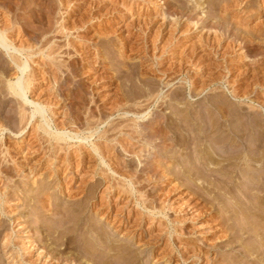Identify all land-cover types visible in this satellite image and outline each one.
Here are the masks:
<instances>
[{
    "label": "rangeland",
    "instance_id": "rangeland-1",
    "mask_svg": "<svg viewBox=\"0 0 264 264\" xmlns=\"http://www.w3.org/2000/svg\"><path fill=\"white\" fill-rule=\"evenodd\" d=\"M173 5L182 11L184 7L196 11L199 9L197 14L204 19L199 23L200 27L201 24L204 27L208 22L210 24L221 22V27L213 29L208 27L204 29L205 31L201 27L197 31L192 30L190 37H183L182 34L187 28L184 27V31L182 28L173 32L175 28L172 27L175 22L171 9ZM0 21L6 25L11 21L8 23L11 25L8 37L14 46L26 47L25 49L30 52H35L30 60L31 68L25 74L15 68L16 70L11 72L13 74L11 78L17 81L34 72L35 89L29 97L48 109L46 116L51 123V125L47 124L42 116L36 115L25 132H22L20 129L24 128L29 114L36 110V105L24 103L28 114L25 121L21 120L17 105L12 104L14 102H10L5 111L0 110V129L4 130L0 132V165L1 169L10 172L1 177L10 184L9 191L26 190L23 191L25 196L23 202H18L17 199L11 198L12 196L8 197L10 201L13 199L9 211L14 213L16 209L15 213L25 212V220L32 221L33 208L40 207L41 201L38 203L33 200L31 206L29 203L33 198L37 199L45 194L49 198H41L42 196L39 198L43 201L50 200L55 205L59 204L57 208L61 209L58 210L80 209L83 223H87L82 229H72L73 232L67 237L61 236L56 239L57 235L48 237V244H51L52 249L54 248L53 251L65 255L72 253L71 255L76 254L75 256L78 257V252H74L78 243L91 240L94 230L99 229L104 232L105 237L113 241L116 247L120 249L125 247L130 252L129 255L135 259L133 264H227L231 260L239 261L244 257L243 251L248 247L246 240L241 244L228 245L230 222L226 224V219L220 216V209L223 206L220 199L230 196L220 191L217 180L223 181L234 177L236 181L230 184L231 186L242 184L255 186L257 182L254 179L240 177L235 173L224 175L212 164L213 161L197 159L195 155L187 152L183 154L175 152L174 148L169 151H172L169 153L171 158L162 163L164 179L160 182L153 177V174H148V169H145L152 163L154 153H160L158 152L160 149L155 147L158 146L157 142L152 141L154 146L152 143L149 144L146 151L137 157L128 155L123 150L119 151L118 146L117 156L111 150H114L112 145L116 144L117 138L120 140L122 137L119 136V130L123 128L127 131L133 129L143 131L144 127L143 132H145L147 126L156 122V119L163 121L172 131V136L170 135L169 138L177 146L179 139L186 134L184 128L180 127V131L177 126L182 119V110L187 108V105L195 112L201 104L203 106L205 102L211 104L214 100L219 98L222 100L224 97V102L231 103L232 107L236 108L241 104L240 101L233 97L229 84L225 80L221 81V77L226 74L227 79H231L229 81L241 91V94L245 93L253 99V102L247 101L243 104L245 113H250L248 107L250 105H255L258 110L260 107L258 104H264V0H0ZM191 26L189 28L193 27ZM209 28L213 31H208ZM246 38L255 44L260 54L248 53L244 50L246 47L243 40ZM213 39L221 41L220 55L216 56L211 50L200 49L201 51L197 53L205 58L197 57L194 64H183L186 60L184 54L192 53L193 49L196 50L195 48L200 45L206 49L205 46L211 44ZM228 47L229 49L226 50ZM85 48L89 49L88 54ZM51 51L61 61L71 57L77 58L79 55L82 62L76 70L79 72V74L77 72L78 79L74 77L72 70L63 67L58 72L56 87L52 85L47 72L40 66L41 60ZM42 52L46 55L43 56ZM0 53H3L5 62L12 65L10 54L20 57L24 62L27 59L26 55L12 48L10 51L0 48ZM1 74L0 72V77L3 76ZM214 79L218 82L214 83ZM84 82L88 88L87 97L91 104L89 110L78 109L75 102L67 100L69 103L63 99L66 93H72ZM191 82H197L196 87L199 89H196V92H199L200 88L206 90L200 96L192 94ZM258 93L263 96H257ZM9 110L13 111L10 113L12 118L8 115ZM258 111L264 119V108ZM57 125L58 129H67V132L79 137L68 139L64 143L60 142L59 145L54 137L57 133ZM45 127L51 135L44 132ZM100 151L105 154V158L107 157L105 161L97 155L101 153ZM64 157L70 162H62L65 160ZM80 157L88 159L87 162L81 165ZM117 160L125 162L123 169L120 168ZM196 165L216 170L213 174L205 172L208 177L206 180L203 173L200 176L199 173L188 172L190 167L196 168ZM113 171L123 173L124 177L117 176ZM108 176L112 177V180ZM30 179L32 181H29ZM137 179L141 183L136 185ZM97 182L101 183L100 187L96 185ZM110 182L115 186L120 184L119 189L125 187L132 191L133 195L132 192H127L122 200L114 199L116 201L114 202L111 200L113 195L108 198L106 193L107 187L111 188ZM132 183L137 189L142 190V195L146 192L152 197L153 194L155 195V199L152 198L154 201L150 202V200L148 205L151 203L150 206L158 205L157 207L164 208L163 213H157V220H152L153 215H151L152 219H148L149 212L145 210L146 205L141 204L145 197L142 198L136 190H130ZM92 193L93 196L89 200L88 197ZM254 193L257 199L260 196L264 199V193L256 191ZM106 202L109 203L110 211L106 209L101 215L97 214L102 204L107 208ZM23 203H28L29 207L25 206L26 209ZM53 214L55 216V213ZM127 216L131 222L133 221L132 224L137 221L138 226L134 228L124 226ZM227 216L230 217V214ZM3 223L7 232H12L14 228L18 230L9 217H4V222L0 224ZM70 226L72 225H67ZM166 227L170 231L177 228L183 235L181 233L176 235L174 230L173 236L167 234ZM32 230L33 234H27L32 239L26 241L17 239V242L27 250L33 238L37 240L39 238L40 240L37 241L39 242L44 238L42 236L50 232L48 229L47 232L35 228ZM183 231L187 232L186 236ZM27 235L19 233L20 238ZM168 239L169 245L166 242ZM154 241L158 243L155 249H153ZM203 248L211 250L209 256L219 263L212 261L208 263L207 260L205 262L199 259V250ZM2 249L3 246L0 244V264H13L10 262L11 259L4 255L7 250ZM175 250L186 251L185 259L175 258L171 262H166L168 254ZM109 251V248H96L93 251L96 257H99L96 261L95 259L93 262L89 261L83 258L84 256H80L79 260L82 259L81 264L97 262L100 264L102 258L109 256L113 257L109 259H112V262L108 260L109 264H123L121 259L115 258L119 255L118 251L117 253ZM39 253L41 252L32 253L29 250L24 258L28 262L32 261L31 264L36 262L43 264L47 259L39 256ZM257 259V255L251 257L248 264L256 262ZM46 264L60 263L53 261Z\"/></svg>",
    "mask_w": 264,
    "mask_h": 264
},
{
    "label": "bare ground",
    "instance_id": "bare-ground-1",
    "mask_svg": "<svg viewBox=\"0 0 264 264\" xmlns=\"http://www.w3.org/2000/svg\"><path fill=\"white\" fill-rule=\"evenodd\" d=\"M217 1H220V0H217ZM208 2H209V4H212L210 1H208ZM173 6L171 7V9L174 13L173 15L175 16L174 17L175 22L173 23V26H172L173 28L175 27L173 29V32L174 31L176 32L182 28L184 31V27H185V28H187V30H185L182 35H183V37H187V36L190 37L192 35V30L195 29V31H197L199 28L203 27L202 24H201V27L199 26V23L204 21V19L202 17H199V15L197 14V11L199 9L196 11V9H192V8L187 9L188 7L187 8L184 7V9L182 11V10H178L177 8H175L176 6H174V7ZM1 22L2 21H0V48H2L5 51H10V48H12L16 52H19L22 55H26L27 59H26V62H24L20 57L10 54V57H11V60L13 63V65H12L9 62H5V60L3 59L4 55L2 56L3 53H0V70H2L0 72L3 74V76L0 77V110H2V112L5 111L6 107L9 105V103L14 102L12 104L17 105V108H18L17 111L21 114V120H24L28 116V114L26 113L27 108H25V104L36 105V110H34L31 114H29L30 116L28 117V120H26L27 121L26 125L24 126V128H21L20 130L22 132H25V129L28 127L31 120L36 115L42 116V118L46 121V123L51 125L50 121L48 120V117L46 116V113L49 112L48 109L44 105H42L41 103L35 101L34 99L31 100L29 97L30 94H33V91L35 89L34 88L35 84L33 83L34 82L33 78L35 77L33 74L34 72L29 74V75L27 74V76H25V77L23 76L22 78H19L17 81H15V80H13V78H11L13 76V74L11 72L15 71L16 70L15 68H17L20 72H22V74H25L26 71L29 68H31L30 60L34 56L33 53H35V52H32V51L30 52V50L25 49L26 47L25 48H22V47L18 48L16 46H14L8 37V34L11 30V25L9 24L10 25V27H9L8 23H10L11 21H9L7 23V25H6V23L3 24V22L2 23ZM188 25H190V26L192 25L193 27L191 26L192 28H189L190 26H188ZM218 26L221 27V22H219V23L216 22V23H211V24H210V22H208V24L206 23L204 25L202 30H204V29L206 30L208 27L213 29V28L218 27ZM210 28L208 29V31L212 30ZM214 39H213L214 42L212 41L213 43L210 41L211 44L209 43V44H207V46H205L206 49H204L203 45H200L199 47L196 46L197 47V48H195L196 50L193 49L192 53L184 54L186 56L185 57L186 60L184 61L183 64L184 65L187 63L188 64H194V61L197 59V57H201V56H199V53H197V52L201 51L202 49L204 51L211 50V53L218 56V54L220 53L219 43L221 41L218 42L217 40L215 41ZM247 39L248 38H246V40L242 39L243 42H245L244 47H246V49H244V50L248 53L249 52H251V53L256 52V53L260 54L258 52L259 49L255 46V44L252 41L249 42ZM204 45H206V44H204ZM229 47L226 50H228ZM85 50H86V53L88 54L89 49L85 48ZM220 50H222V49H220ZM41 54L43 56L46 55L43 52ZM261 54H263V53H261ZM58 55H60V54L58 53ZM76 55H78V54L76 53ZM78 56H77V58L71 57V58H68L67 60L63 59L61 61V59L60 58L58 59L56 56H54V53L51 51V53H49L45 59L41 60L42 63L40 64V66H42L44 71L47 72V75L50 77L49 79H50V82L52 83V85L54 84V87H56L55 84H57V81H58V72L61 69H63V67H66V68H69L70 70H72L74 72L73 74H75L74 77H77V79H78L79 72L76 70H77V67L82 62L80 57H78ZM80 56H81V54H80ZM203 58H205V56ZM231 70H229V72ZM77 72H78V74H77ZM16 75H18V74L16 73ZM226 75L225 76L223 75V77H221V81L225 80V82L227 84H229V87H230V90H231L233 97L240 101L241 104L239 106H237L236 108L232 107L231 103L224 102L223 101L224 97L222 98V100H219L221 98L214 100L213 102H211V104H208L206 102H205L204 106L201 104L202 106L200 105L198 107V110L195 112H193L191 106L187 105V108H185V109L183 108L184 110H182V114H183L182 119L180 120V123L177 126L178 128L176 127L178 130H180V127L184 128V130L186 131V134H184V137L182 139H179L180 141L177 142V146L174 145L173 140L171 138H169L172 136L171 135L172 131L169 130V128H167V126L165 125V123L163 121L162 122L157 121V119H156V122H153L152 124L147 126V128L145 129V132H143L144 127H143V131L141 129H140L141 131H139V130L134 131V129H133V131L132 130L127 131L121 127L123 130L122 129L119 130V136L120 135L122 136V137L120 136L122 138V139L120 138V140H122V141H120L117 138V142H116L114 139L116 144L114 143L112 145L113 147L111 146L114 149L111 151H114L113 153H114V155H116L118 153V150L119 151L123 150L126 152V154L134 155L137 157V156H140L141 153L146 151V148L148 147L149 144L152 143V141L157 142L158 146H155V147H156V149L157 148L160 149V151H158L160 153H154L152 163H150L149 166L146 165L147 167L145 169H148V171H149L148 174H150V173H151V175L153 174V177L155 179H158L160 182L164 179V172H163L164 169L162 168L163 167L162 163H163V161H165V160L168 161V159L171 158V157H169V153H171L172 151L171 152H169V151L171 149H174V148L176 149L175 152H179L182 154H183V152H187L190 155H193V156L195 155V157H197V159H201V160H205V161H213L212 164L215 167H217L216 169L220 173H223L224 175L235 173L237 176H240V177H248V178L254 179L257 182V184L255 186H251V185L247 186V184L246 185L242 184L241 186H234V185L231 186L230 184H233L234 181H236L234 177L224 179L223 181L220 179L217 180L220 184V185H218V186H220V188H219V189H221L220 191H224L227 196H230L229 197L230 199H229L223 195L224 197L220 199L223 202V204H222L223 206L220 209V214H221L220 216H223L226 219V224L230 222L228 225L229 226L228 228L230 230V231L228 230L230 232V235L228 236L229 238L227 240L228 245L229 244L233 245L234 243L235 244L236 243L241 244V243H243L244 240H246L247 241L246 244H248V247H246L243 251L242 255L244 257L240 258L241 260H239V259H238L239 261H237V260L232 261L231 260V262L227 263V264H248L250 258L253 256H256V255H257L258 259H257V261L255 260L256 262H254L252 264H264V199H263V197L260 198L261 196L259 197V199H257V196L254 193V191H256L257 193L258 192L264 193V119H262L261 112L258 111L259 109L264 108V104L259 103L258 105L260 107H258L259 108L258 110H256L255 105H250V106H248L250 109V111H249L250 113L249 114L245 113V108L243 107V104L246 103L247 101L250 102L253 99H251L249 97V95H247L245 93L241 94V91H238L235 88V86L232 85V83L229 81L231 79H227ZM79 76H81V75H79ZM213 82L214 83L218 82V80L214 79ZM191 83H192L191 86L193 88L192 89L193 91L191 93L194 95L200 96L206 90L204 88H200V91L196 92L199 89V87H198V89L196 87L197 82L196 83L191 82ZM200 87H204V86H200ZM87 91H88V88H87L86 83L84 82V83L79 84L77 89L75 91H73L72 93H69V94L66 93V95L63 97V99L65 100V102L67 100H69V101L71 100L72 102H75L74 104H75V106L78 107V109L88 108V110H89L91 108V106H90L91 104H90L88 97H87V95H88ZM9 95H11L12 97L8 98ZM258 95H259V93L257 94V96ZM257 96H256V98H257ZM259 96H263V95H259ZM224 100L226 101L227 99H224ZM69 101H67V102H69ZM263 102H264V100H263ZM255 103H257V102H254V104ZM188 104H190V103H188ZM12 106H11V108H12ZM245 107L247 108V106H245ZM14 109L16 110V107ZM11 111L12 110L8 111V113H9L8 115L10 116V118H12V116L10 114ZM66 116H68V115L66 114ZM79 119H81V118H79ZM79 119H77V120H79ZM13 120H15V119H13ZM65 123H66V121H65ZM138 125H140V124H138ZM132 127H134V126H132ZM58 128H59V126L57 125V128H56L57 133L60 135H58L57 133H56V136L54 135L55 139L58 141V144L60 142L64 143L68 139L73 140V139L79 137V136L75 137V135H72V134H74L72 132H67V129L61 130ZM118 128H120V127H118ZM129 129H130V127H129ZM3 131L4 130L1 131V129H0V132H3ZM44 132L48 135L49 134L51 135V132H49L46 129V127L44 128ZM106 133H108V131ZM103 134L105 135V133H103ZM117 135H118V132H117ZM105 137L107 138L106 135H105ZM123 137H125V138H123ZM104 138H102V139H104ZM114 141H112V142H114ZM179 143H181V144H179ZM152 144L154 146V143H152ZM59 145H57V146H59ZM117 146L119 148L118 150H116ZM96 147H98V146H96ZM176 147H179V148L177 149ZM98 149L100 150L101 148L99 147ZM95 150H97V149H95ZM105 151L107 152V150H105ZM100 152L101 153H97V152L96 153L98 156H100L103 159V161H105L107 157L105 158V156H104L105 154L102 151H100ZM152 154H153V152H152ZM80 158H81V162H80L81 165L85 164L88 160V159H84V157H80ZM58 159H60V157H58ZM117 161H118V164L120 165V168H122L125 165V162L123 160H117ZM62 162L67 163V162H70V160L66 157L65 160H63ZM196 166H197L196 168L190 167V171H188V172L194 173V174L199 173V175H200L202 173L204 174L205 172H207L209 174H213L214 171L216 170V169H212L210 167L201 168V167H198V165H196ZM1 167L2 166L0 165V178H1L0 179L1 180L0 181V222H4V217H9L12 219V221H14V224H16V227L18 228V230L17 229L15 230V228H14L12 230V232H7V230L4 229L5 223H3V225L0 224V244L3 246L2 250H7L6 252L4 251L5 252L4 255H7L8 259H11V261L9 260L11 263H13V264L14 263L15 264H27V263L31 264L32 261L28 262L27 259L24 258V257H26L25 254L29 250H31L32 253H37L40 251L41 253H39V256H42L43 258L47 259V261L43 262V264H46L47 262L52 263L53 261H57L60 264H63V263L64 264H81L82 259L79 260V258H81L80 256H84L83 258H85V259L87 258V259H89V261L91 260L93 262L94 259L96 261L97 260L96 258L98 257V256L96 257V255L94 254L95 252H93V251L96 250V248L98 249L100 247H104V248H109L110 251L114 252V253L115 252L117 253V251H118L119 255H116L115 258L121 259L123 264H133L135 259H133L132 256L129 255L130 252L127 249H125V247L121 248V249H120V247L119 248L116 247L114 245L113 241H110L109 238L105 237L104 232L102 230L97 229V228H95L97 230L96 231L94 230V232L92 233L93 238L91 240H88L85 242H82V241L79 242L77 248L74 249L75 250L74 252H76V253L78 252L77 253L78 257L75 256L76 254L71 255L72 253H70V255L69 254L65 255L62 252L56 253L55 251H53L54 248L52 249L51 244H48V241H49L48 237L49 236L57 235V237H55V239L58 237L60 238L61 236L67 237V236H69V234H71L73 232V230L75 228H76V230L82 229L85 226V224H87V223H83V217H82L81 210L77 209V208H74V209L73 208H71V209L67 208V209L58 210V209H61V208H57L59 204L55 205L50 200H46V199L44 201L41 200V198H49V196L47 194L42 193L45 195H43V196L40 195L42 197L39 198L40 197L39 196L38 197L39 199L33 198L31 200V202L29 203L31 206L34 201H37V202L41 201L40 207L33 208L32 216L34 215L33 216L34 218L31 219L32 221H26L25 220L26 214H24L25 212L15 213L16 209H15L14 213L12 211H9V208H10L9 205L13 199L10 201V199L8 198L9 196L10 197L12 196L11 198L17 199L18 202L19 201L23 202V200H25L24 199L25 196H23V194H24L23 191H26V190L23 189V191H21L22 190L21 189V190H16V191H9L11 189L10 184L6 181V179L4 180L3 177H1V175L3 176L5 173L8 175V173H10V172H8L7 169L6 170L4 168L1 169ZM108 167H111V166L108 165ZM124 168H126V167H124ZM197 169H199L200 171L202 170V172H200ZM113 172H115V171H113ZM57 173L58 172H56V174ZM115 174L117 176L122 177V178L124 177L123 173L115 172ZM204 176L206 177L207 175L204 174ZM109 179L112 180V177H109ZM207 179H208V177H206V180ZM29 181H32V179H30ZM130 181H132V180H130ZM99 182H97L96 185H98L100 187L101 183H99ZM139 183H141V182L138 181V179H137L136 185ZM102 184L104 185V183H102ZM132 185L134 186L135 189H133V186H131L130 190H136V192L140 193V194L143 193L141 189H137V187H135L134 183H132ZM110 186H111V188L107 187L106 193L108 195V198H111V196L113 195V198L111 200H114V199L115 200L116 199L122 200L123 197L126 196L125 193L128 194L127 192H132V191H129L128 189H126L125 187H124V189H119L121 186L120 184H119V186L118 185L115 186V185L111 184V182H110ZM25 193H27V192H25ZM93 193L90 194V197H88L89 200L93 196ZM132 195H133V192H132ZM143 195L141 197L142 198L145 197L144 201L142 199H140V200L143 201V202H141V204L146 205L145 210L149 212L148 219H152L151 215H153L152 220L153 221L157 220V218H156L157 213L158 212L163 213L164 208L163 209L159 208V207H157L158 205L157 206L156 205L150 206L151 203H150V205H148L150 200H151L150 202H152V200L155 199L154 194H153V197L150 195V193H147V192L144 196ZM157 195H159V194H157ZM103 196H105V195H103ZM139 198L140 197H138L137 199L139 200ZM115 200H114V202H116ZM217 201H218V199H217ZM37 202H36V204H37ZM108 204L109 203H107V208H106L105 204L104 205L102 204L101 210L98 211L97 214L101 215V213L106 211V209H109V211H110ZM22 205H24V207L25 206L29 207L28 203L27 204L23 203ZM94 207L97 209L96 205H94ZM53 213H55V216ZM229 214H230V217L227 216ZM129 219L130 218H128V216H127V221L124 222V226L127 225L129 228H134V227L138 226L136 223L137 221H135L132 224L133 221L131 222ZM141 223H142V221H141ZM157 223H159V221H157ZM67 225H72V226L67 227ZM161 226H162V224H161ZM32 228H35L41 232H43L44 230H46V232H47V229H48L50 232L48 231L49 232L48 235L42 236L44 238L39 242H37L38 240H40L39 238H38V240L33 238L34 240H31V242H29L30 247L28 246L29 250H27V248L25 249V248H23V246L20 245L21 243L17 242V239L18 238L23 239V240L25 239V241H26V239H32L31 236L27 235L30 233L33 234ZM173 230L175 231L176 235L181 233V232H179V230L177 228L176 229L173 228ZM173 230L170 231V229L168 227H166V229H165L167 234L169 233L171 235L173 234ZM181 230H182V228H180V231ZM19 233H24L27 236L20 238ZM185 234H187V232L186 233L184 232V235ZM181 235H183V234L181 233ZM50 240H51V238H50ZM166 242L168 244L169 239ZM157 244L155 243V241L153 242V249L158 247V246H156ZM16 248H17V250H16ZM154 251H153V254H154ZM191 251H189V252H191ZM185 252L186 251H182V250L181 251L175 250L173 252L171 251L168 254L169 255L168 258L167 259L165 258L166 262H171L175 258L185 259L186 253H187V252L186 253ZM199 252H200V254L198 256L199 259H202L205 262L207 260L208 263H210L211 261H212V263H219L217 260H215L214 258H211V256H209L210 253L212 252L211 250H209V249L206 250L205 248H203V249H200ZM67 255H69V256H67ZM117 256H119V257H117ZM110 258H113V257L106 256L102 259L100 258L102 261V262L100 261L101 262L100 264H109L110 262H108V260ZM100 259H98V260H100ZM109 261L112 262V259ZM40 264H41V262H40ZM96 264H98V262Z\"/></svg>",
    "mask_w": 264,
    "mask_h": 264
}]
</instances>
